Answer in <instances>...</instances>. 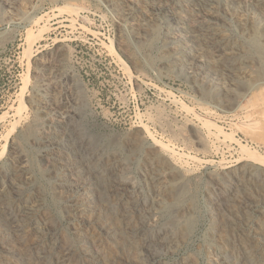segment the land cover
<instances>
[{
	"label": "rangeland",
	"instance_id": "374dc122",
	"mask_svg": "<svg viewBox=\"0 0 264 264\" xmlns=\"http://www.w3.org/2000/svg\"><path fill=\"white\" fill-rule=\"evenodd\" d=\"M73 5L72 11L65 0H0V264H244L239 240L253 264H264V167L243 152L264 158V92L241 89L239 94L232 86L226 93L220 78L199 77L220 94L216 102L205 99L186 70L166 69L158 58L141 71L128 20L118 25L120 15L107 0H76ZM159 24L162 35L150 54L161 57L167 22ZM228 33L237 37L235 29ZM44 68L56 69L55 77L42 80ZM260 71L264 73L255 67L253 72ZM249 83L244 80L241 88ZM75 92L81 95L79 107ZM70 96L76 99L78 142L43 147L38 138L50 130L43 127L37 107L44 100L62 104ZM235 101L249 105L250 112L229 109ZM207 105L217 115L205 112ZM157 113L168 118L166 123L159 124ZM199 118L213 121L234 139L212 138L203 149L185 126ZM142 127L173 147L197 187L198 221L187 237L168 225L159 208L160 194L167 195V161L147 162L141 154L126 158L125 150L94 144V136L122 142ZM168 127L186 131L176 137ZM27 130L32 132L24 140ZM45 149L59 169L41 157ZM79 152L85 153L88 166L117 173L115 186L113 179L107 189L98 185ZM21 153L25 171L18 168ZM222 162L228 170L220 167ZM71 163L81 166L67 175ZM240 172H245L244 185L235 177ZM64 179L73 185L63 187ZM74 184L85 185L86 192ZM229 209L239 215L233 217ZM230 220L234 231L227 226ZM146 239L151 243L147 250Z\"/></svg>",
	"mask_w": 264,
	"mask_h": 264
},
{
	"label": "bare ground",
	"instance_id": "6f19581e",
	"mask_svg": "<svg viewBox=\"0 0 264 264\" xmlns=\"http://www.w3.org/2000/svg\"><path fill=\"white\" fill-rule=\"evenodd\" d=\"M65 1L67 3L66 8H68V10L73 11L75 8L73 2L76 0H65ZM107 1L112 6L113 10H115L116 13L120 15L119 20L117 19L118 25L121 24L122 21H126V20L129 21L130 32L132 39L135 41L134 42L135 47L137 51L139 50L141 56H143L142 57L143 59L140 58L141 56L140 57L135 56L136 63L134 62L135 64L138 65L141 71L145 70L146 64L153 65L158 60L159 63H161V66L165 67L166 69L177 70V71L180 70L183 71L184 69V71L186 70L185 73L188 74L189 78L193 82H195L197 86L200 87L201 94L205 97V99L208 98L216 102L219 101L220 94L217 95V93L212 91L211 86H208L207 84L200 82L199 77L220 78L222 80L220 81L223 83V87L225 88L224 91L226 93L230 91L232 86H235L233 90H237L236 93H239L241 89L242 91L246 89H256V90L260 89V91H257V93L264 92V73L260 71L258 74L257 72H255L254 74L253 72L255 70V67L258 68L261 67L264 69V64H263L264 63V0H107ZM31 20H33V18H31ZM37 21L38 20H36V22ZM159 22H165V23L167 22L166 30L163 32V36H162L163 46H162V54H160L161 57L150 54V51H153V49L157 48L158 46L157 43L162 35ZM234 29L236 30L237 37H234L233 35L228 33V31L230 30L232 31ZM143 51H147V53L145 52L147 56L143 55L144 54ZM130 53L134 55L133 51ZM157 58L158 60L156 61ZM142 60H145L146 63L144 64V61ZM253 66L255 67L254 70L252 71L251 68ZM43 74L44 77H42V80L44 81L51 80V78L55 77L56 75V69L49 68L46 70V68H44ZM252 77L255 80H253ZM247 79L249 80L250 85H246L247 86L246 88L244 86V89L243 86L241 88V85L243 84L244 80ZM74 95L77 99V104L79 107L81 105L80 104L81 98H79L81 97V95L79 92L78 93L75 92ZM75 97L70 96L69 98L62 101L61 102L62 104H58L57 102L50 100L47 101L44 100L40 102L39 107H37L39 111L38 113L40 117L43 118V120L45 121L43 127L49 126V130H50L43 132L42 135L39 136L38 143H40V145H42L43 147L46 145L47 146L54 145L56 147H59L66 143L68 144V142L73 144H76L78 142L79 127L77 121L73 119V116L76 113L75 106L73 105L76 100ZM225 97H227V95ZM229 101L227 103H229ZM198 103H199L198 105L204 104V102L202 103L201 101H198ZM239 105L238 102L235 101L234 103H230L228 107L229 109L231 108V110L239 107V109H243V110L246 109L247 111L250 112V110H248L249 105H245L241 107ZM204 108L206 109L205 112L207 111L209 114L213 115L217 113L216 111L211 110L208 107V105L207 107L205 106ZM163 115L161 113H157V115H154L156 117V120H158L159 124L161 123V125L165 122L166 119H168L166 117H165L166 119H164ZM55 124H57L61 128L57 129L55 127H52ZM185 126L188 127L194 133L195 137L197 138V141L195 142H198V144L202 146L203 149L209 148L210 142H212L211 141L212 138H216V139L222 138V139H232V140L234 139L231 136L232 134L229 135V133L228 134L225 133V131H223V129L220 126L214 124L213 121H209L208 119L199 118L198 123H194V121L188 122L186 123ZM185 126L183 125V127ZM178 129L177 130L172 129L175 130L174 134L176 135V137L180 134L183 135V130L185 128H181L180 130ZM31 132L32 130L29 131L27 130V132L22 134L24 137L23 139L25 140L28 136H30ZM93 139H94V144H96L97 146L101 141L104 144V146L107 148L120 150V151L125 150L127 152L126 158H129L130 156L135 154H141L142 156H144V159L147 162H152L156 159L159 160L161 158L167 161L168 165L170 166L166 168L168 169V176H169L166 184L167 193L165 192V194L167 195L161 197L162 194H160L158 201L160 205L159 208H161V210L165 213V216L167 217L166 219L168 221L167 222L168 225L174 228H178V229L180 228L182 233L181 235L187 237L193 230L196 222L198 221L197 213L199 206L196 199L197 187L191 185L189 181L190 176L188 174V170L182 165L181 163L182 160H180L179 157L180 155L176 153L173 147H171L169 144H166L158 140L156 137L150 134V132L146 130L144 127L136 129L132 133V135L122 139L123 140L122 142H120L121 139L120 140L118 138L112 139L105 136H97V137L94 136ZM244 149L243 152L247 156H249V157L246 156L247 158H251L252 160L256 161L257 163H259L261 166L264 167L263 157L257 155L253 151H250L248 149L244 150ZM29 154H30L29 158L31 163L36 164L37 157H34L35 155L32 152H30ZM42 156L48 159L50 164L49 166H51L52 169L54 170L59 169L58 167L60 163L51 154L49 155L46 149L45 152L41 155V157ZM19 159H20L19 161L20 165L18 168L25 171L27 169L25 163L26 158L21 153L19 155ZM78 159H80V162H82L85 165V167L86 166L88 167L90 175L94 178V180L98 185L104 186L107 189V187L109 188L110 186L111 179H113V187L115 186L114 181L115 178L117 177L116 175L117 173L108 174V171L110 170L109 167H104V169L107 172L102 173V171L97 170L95 166L92 167L88 166L84 152H79ZM12 161L15 162L14 160ZM78 166H81V164L78 163L69 164L67 166V169L69 170L65 171V173L68 175L70 169ZM220 167H222V169L229 168L227 163L221 164ZM242 173L244 174L245 172L237 173V176L235 177L238 179V181H240L239 183H242V185H244L243 183H245V181H242L241 178ZM160 178H161L160 175L155 176L154 183H156V181H159ZM64 180H65L64 181L65 185L62 183L63 187H69L73 185L71 182H67L66 179ZM74 186L76 188L79 187L80 190H83L82 191L83 193L86 192L85 185L74 184ZM15 187H18L17 183L15 184ZM187 204H189V207ZM183 205L185 206L183 207ZM228 211L235 218L237 217V215H239L237 213V210L229 209ZM229 225L231 230H233L232 226L234 224L232 220H230L227 226ZM262 233L264 235V232ZM221 240L219 239V241ZM126 242L129 243L127 240ZM143 242L145 243V248L147 250V248L150 246L151 243L149 242V239H146ZM238 243L242 251L245 253L244 254L245 256L243 255L244 259H242L244 264H253L254 262L252 261L253 257L251 256L247 246L241 240H239ZM148 252L150 253L151 251Z\"/></svg>",
	"mask_w": 264,
	"mask_h": 264
}]
</instances>
